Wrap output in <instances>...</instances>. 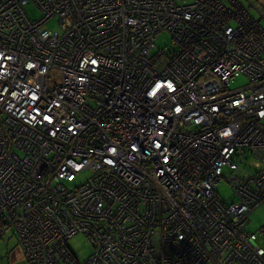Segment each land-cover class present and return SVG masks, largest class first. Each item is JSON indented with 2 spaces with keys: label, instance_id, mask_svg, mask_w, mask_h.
I'll return each mask as SVG.
<instances>
[{
  "label": "built area",
  "instance_id": "obj_1",
  "mask_svg": "<svg viewBox=\"0 0 264 264\" xmlns=\"http://www.w3.org/2000/svg\"><path fill=\"white\" fill-rule=\"evenodd\" d=\"M263 205L264 27L241 2L0 0V236L28 264H80L78 234L85 264H264Z\"/></svg>",
  "mask_w": 264,
  "mask_h": 264
},
{
  "label": "rangeland",
  "instance_id": "obj_2",
  "mask_svg": "<svg viewBox=\"0 0 264 264\" xmlns=\"http://www.w3.org/2000/svg\"><path fill=\"white\" fill-rule=\"evenodd\" d=\"M226 3H229L228 0H223ZM241 1V0H239ZM246 4H248V1L244 0ZM242 2V1H241ZM25 9L31 19L33 20H39L42 18V11L38 9V7L31 1L27 6H25ZM252 15L255 19L260 21L261 26L264 27V20L260 18V12L255 8L252 9ZM48 28L52 31L58 30V22L57 19L52 20L48 24ZM174 47L175 43L173 42L171 36L169 33H161L157 36L156 39V48L153 51L155 54L160 53L161 51L167 55L174 53ZM54 76V75H53ZM249 79L241 75L239 76L236 81L232 84V89H238L246 86L249 83ZM90 175V172H87V174H83L79 180H77L74 183L69 184V187H75L79 185L81 182L85 181V179ZM218 191L219 195L222 199L230 201L233 199V191L229 183L224 180L223 182L219 183L218 185ZM264 227V205L256 209L249 218V224L247 226V229L252 233H259L261 229ZM13 236V237H12ZM10 239L11 242H14L15 245L19 242H17L16 236L13 235V232H6L5 236H0V241L2 242L3 239ZM88 238L84 234H78L76 237L71 239L68 246L70 250L73 252V254L76 256L80 264H85L88 258L91 256L93 252V248L88 245ZM14 245V246H15Z\"/></svg>",
  "mask_w": 264,
  "mask_h": 264
},
{
  "label": "crops",
  "instance_id": "obj_3",
  "mask_svg": "<svg viewBox=\"0 0 264 264\" xmlns=\"http://www.w3.org/2000/svg\"><path fill=\"white\" fill-rule=\"evenodd\" d=\"M230 1L231 0H228L229 3ZM241 1L239 2H241L248 9L252 17V9L256 8L260 12V18L262 19L264 0H246L248 1V4H246L244 0ZM14 245V242H11L10 239L7 240L5 238L2 242L0 241V264H28L21 246L18 243L17 245Z\"/></svg>",
  "mask_w": 264,
  "mask_h": 264
}]
</instances>
